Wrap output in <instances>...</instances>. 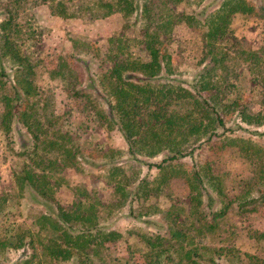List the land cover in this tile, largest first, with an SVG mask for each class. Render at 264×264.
I'll list each match as a JSON object with an SVG mask.
<instances>
[{"label":"trees","instance_id":"1","mask_svg":"<svg viewBox=\"0 0 264 264\" xmlns=\"http://www.w3.org/2000/svg\"><path fill=\"white\" fill-rule=\"evenodd\" d=\"M12 1L18 3L21 0ZM182 1L191 4L201 0H166L152 15L150 9L143 5V13L151 22L138 41L145 56L129 52L130 43L123 42L120 36L109 39L111 47L99 60L100 63L108 62L107 67L103 66L95 73L91 71L89 62L84 60L82 63L88 78L86 87L91 90L80 84L63 59L53 71L68 82L67 90L71 96L81 98L86 110L96 115L102 124L118 130L126 143L127 159L123 164L114 163L115 155L122 153L120 149H107L98 154L103 160L102 165L108 167L106 181L113 188L115 207L126 206L132 213L134 202L151 197L155 193L154 187H160L172 177L186 181L187 203L170 204L161 212L155 208L162 217L166 233L144 231L136 234L145 246L142 263H130L106 253L105 243L120 240L122 234L105 227L103 210L96 198L89 195L78 197L66 207L54 199L55 173L58 175L65 167L79 170L89 160L83 156L84 149L77 147L61 130L59 116L48 110L50 103L43 96L36 98L38 89L28 77L27 59L20 55L11 40L17 25L14 22L16 11L5 10L7 17L0 23L3 29L0 34V63L4 58L18 61V76L14 81L18 88L3 96V120L8 129L11 119L17 120L33 139L31 148H23L25 159L16 171L15 181L20 193L26 191L28 197L43 206L32 216L30 224L34 229L21 230L18 227L14 233L0 238L1 252L12 249L23 253L13 264H40L39 259L43 257L74 260L75 264H220L219 261L226 256L224 249L233 251V247L203 243L202 238L215 231L217 218L223 216L228 207V202L222 198L224 186L221 179L212 173L209 157L226 148L237 147V152L248 161L254 164L264 161L261 156L264 148L254 140L226 134L229 130L225 128L220 112L223 103L219 94L234 88L235 84L231 82L232 70L228 66V58L232 55L219 42L228 30L231 15L251 13L253 6L245 0H222L217 9L206 16L204 49L208 64L185 85L183 80L172 76L169 55L161 53L163 35L169 33L176 21L185 19L189 24L202 21L198 13L178 19L174 6ZM92 4L97 10H94V17L119 12L131 21L137 0H93ZM8 29L10 31L7 32ZM245 53L244 59L252 60L256 56L251 51ZM209 89L216 92L210 97L204 96L202 92ZM233 99L236 103V98ZM223 105L226 109V104ZM257 116L251 117L245 110L240 111V118L246 123H251ZM262 118L259 116L255 121L260 124ZM254 135L264 134L255 132ZM157 156L161 157L158 161L146 160ZM186 156L194 158L190 172L180 162ZM141 164L155 167L162 178L158 182L147 177L139 178ZM259 169L264 180V168ZM260 195L264 198V193ZM218 199L223 203L217 202ZM203 203L208 213L200 209ZM216 203L219 204L215 207ZM245 206L238 202L239 209ZM248 236L264 241V231L254 230L248 232ZM245 256L248 264L256 262L255 256L248 253Z\"/></svg>","mask_w":264,"mask_h":264},{"label":"rangeland","instance_id":"2","mask_svg":"<svg viewBox=\"0 0 264 264\" xmlns=\"http://www.w3.org/2000/svg\"><path fill=\"white\" fill-rule=\"evenodd\" d=\"M92 1L21 0L16 3L12 0H0V23L7 17L6 9L16 11L14 22L17 25L15 32L11 34V40L19 49L20 55L27 59L28 77L38 89L36 98L43 96L50 103L48 110H53L59 116L61 130L71 137L77 147L82 151L84 149L83 156L89 160L79 170L65 167L58 175L55 173L54 179L57 177V182L54 199L66 207L78 197L89 195L96 198L101 206L99 208L103 210L105 227L122 234L120 240L105 243L106 253L120 260H129L130 263H142L145 246L136 234L144 231L161 235L166 233L159 211H165L170 204L187 203L186 181L172 177L160 187H154L155 193L151 197L134 202L132 213H129L126 206L115 207L113 188L106 181L108 167L102 165L103 160L98 154L107 149H120L122 153L115 155L114 163L123 164L127 159L126 143L118 130L102 124L96 115L89 109L86 110L81 98L71 96L67 90L68 82L53 71L63 59L74 71L80 84L86 90H91L89 86L86 87L88 78L82 62L87 60L91 71L95 73L101 67H107L108 62L100 63L99 60L111 47L109 39H118L120 36L123 42L128 45L130 43L129 52L139 57L145 56L139 40L151 26V22L148 15L143 13V5L147 6L145 9H150L152 15L166 0H137L135 16L131 21L119 12L105 17L92 16L96 14ZM221 1L201 0L191 4L182 1L174 6L178 19L194 13L200 14L202 19L192 24L180 19L173 24L169 33L163 35L161 53L169 55L172 76L183 80L185 85L208 64L204 49L207 31L204 20L210 12L217 9ZM245 1L253 6V11L231 15L228 30L219 42L232 55L228 58V66L232 70L231 82L235 84L234 88L219 94L220 101L226 104V109L222 104L220 112L224 126L229 130L226 134L252 139L264 148V135H254L255 132L264 134V0ZM87 7H92L91 11ZM1 32L2 27L0 34ZM86 51L87 55H82ZM248 51L256 54L254 59H244L245 52ZM17 62L4 58L0 63V66L3 64L0 67V238L14 233L18 227L21 230L34 229L30 224L32 216L43 209L42 205L27 196L26 191L20 193L15 181L16 171L25 159L23 148H31L33 139L17 120L11 119L9 129L3 120V96L12 94L18 88L14 84L18 76ZM65 76L69 80L66 73ZM215 92L209 89L202 94L210 97ZM233 98H236V103H233ZM241 110H245L251 117L263 116L262 123L255 121L259 120V116L251 123L242 121ZM236 148H226L209 157L212 173L221 179L224 186L222 198L228 202V207L226 213L217 218L218 227L215 231L209 237L202 238V241L213 246L233 247L232 252L224 249L226 256L219 261L220 264H248L245 253L256 257L253 264H264V241L248 236V232L254 230L264 231V198L260 195L264 193V180L260 177L259 169L264 168V161L254 164L239 154ZM198 155L197 153V157ZM261 156L264 159V154ZM160 158L157 156L146 160L154 162ZM180 162L190 172L194 158L186 156ZM138 174L139 178L147 177L156 182L162 178L155 167L150 168L146 164H141ZM221 200L218 199L217 202L223 203ZM238 202L246 204L245 208L239 209ZM200 209L208 213L204 203ZM29 252L30 249L27 250ZM22 255L20 250L0 251V264H13ZM39 260L40 264H75L74 260H48L46 257Z\"/></svg>","mask_w":264,"mask_h":264}]
</instances>
